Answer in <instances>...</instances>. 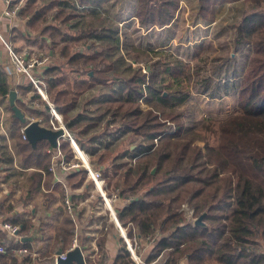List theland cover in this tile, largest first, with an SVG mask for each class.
<instances>
[{
    "label": "trees",
    "instance_id": "16d2710c",
    "mask_svg": "<svg viewBox=\"0 0 264 264\" xmlns=\"http://www.w3.org/2000/svg\"><path fill=\"white\" fill-rule=\"evenodd\" d=\"M78 1L80 5L103 8L110 0ZM237 2L199 0V14L209 22L215 21L216 8L230 3L227 14L238 12L232 21V44L251 48L249 64L238 92L237 110L218 118L219 127L208 125L203 128L217 137L215 145L208 143L205 151H202L193 148L192 141H174L176 137L173 132L176 130L171 125L165 131L150 127L135 150L123 145L110 150L109 147L129 130L117 136L120 131L117 128L111 137L108 124L100 135H92L89 139L96 144L95 148L97 145L102 148L96 159L89 157L90 163L101 170L109 186L120 188L121 195L132 197L130 202L119 200L115 204L119 222L127 228L130 236H133L135 226L137 236L142 241L147 236L155 238L142 255L147 263L167 254L163 264H179L181 260H186V264H210V259L215 264H264V0H244L246 6L232 12ZM35 4L36 0H28L19 11V16L34 34L14 29L13 37L40 48L48 46L52 54L58 56L59 62H51L43 74L51 88L61 86L56 87L50 97L78 143L80 133L89 134L98 127L103 112L101 115L97 113L98 120L86 125L78 124V132L70 123L71 113L76 109L78 97L97 85L112 87L115 81L121 79L125 85V102L136 105L145 103L150 110L158 113L163 109L167 112L183 107L192 98L194 74L201 71L193 63L168 50L145 51L132 47L124 54L139 67L128 78H113L109 75L113 64L106 60L104 49L88 43L89 36L98 32L96 29L72 31L71 21L78 14L66 8L55 10L57 0L43 1L37 7H34ZM179 6V0H138L136 17L142 26H166L175 19ZM41 20L46 27H34ZM40 29L47 35L38 32ZM68 41L86 42L80 50L70 51L66 44ZM154 60L158 61L149 70L148 63ZM70 72L74 75L68 81L69 91V85L62 87L65 82L62 76L64 73L69 76ZM91 72L93 75L90 76ZM206 81L208 79L201 81L203 86ZM84 85L87 87L82 89ZM17 89V105L21 111L24 108L29 113L44 117L46 121L53 118L47 102L41 99L29 79L24 78ZM47 91L49 94V87ZM27 95L31 100H41V109L25 104L20 97ZM104 139L109 143L103 144ZM60 150L66 159L71 160L74 151L67 140L61 139ZM128 156L131 160L124 161L128 160ZM154 168L156 171L153 175L156 177L151 176ZM44 172L47 173L46 177L40 171L32 173L28 194L40 189L42 183L51 181L52 175L48 174L47 168ZM86 179V171L80 169L67 174L66 183L71 189L79 188ZM190 191L189 202L186 193ZM184 203L194 208L197 218L204 216L203 224L190 222L180 212ZM8 221L21 227L20 234H27L33 226L30 220H23L19 213L12 215ZM75 231V223L65 216L55 235L57 249L66 250ZM110 235L119 244L114 259L106 249ZM97 242L100 252L108 258V264L128 263L125 260L129 252L113 223H109V230L102 232ZM0 243L6 247V253H0V264H20L13 257V249L20 245L30 251L33 249L31 241L25 238L16 244V240L4 228L0 232Z\"/></svg>",
    "mask_w": 264,
    "mask_h": 264
},
{
    "label": "rangeland",
    "instance_id": "374dc122",
    "mask_svg": "<svg viewBox=\"0 0 264 264\" xmlns=\"http://www.w3.org/2000/svg\"><path fill=\"white\" fill-rule=\"evenodd\" d=\"M27 1L28 0H24V3ZM43 1L49 0H36L34 7L40 6ZM185 1H187L189 5L190 13L171 28H166V30L161 32L156 29L148 32L145 29L142 30L139 28L137 24H133L135 21H132L130 22L131 25L128 27L127 25H125L124 28L120 26L122 32L119 33V36L121 35L125 40V44H133L136 42L135 44L139 45V47H142V43L144 46H147L148 43L155 47L162 46L185 61L192 62L196 68H201V71H197L194 74V84L191 89L192 98L183 107H177L175 110H168L167 112L163 109L158 113L157 111L150 110L149 106L145 103H140L138 105L127 103L124 101L125 85L121 79L115 81L112 87L97 85L93 87V89L86 90L83 95L78 97V107H92L90 109H94V112L99 113L98 115H101L100 113L108 109V111L111 112L108 119H112L113 122L115 121L113 130L120 128L117 136L124 130H129L118 142H116L118 145L121 144L124 147L131 146L130 149L135 150L138 143L144 140L147 130L151 129L150 127H153L152 129L155 130L165 131V129L171 125L176 130L174 131V136L176 137L174 141H182L183 143L192 141L193 143H191V146L193 148L205 151L208 143L213 145L217 143V137L203 128L208 125L219 127L220 122L218 118L223 116L222 113L235 112L239 106V89L233 91L231 87L233 83L229 81L230 79L237 78L236 82L240 83L239 85L241 86L242 80L240 81L238 78L242 77L244 74L243 72H245L248 67L251 48L249 46L236 47L232 44L234 33L232 21L233 17L236 16L238 12L236 14H226L229 7L227 5L220 7L218 24L208 28L207 24H203V22L201 24L198 21V17L194 12V6H196L197 0ZM233 6L234 9L232 12H236L237 9L245 7L246 2H244V0H238L237 4ZM181 10L183 11L184 9ZM107 12L110 13L111 17H115L116 15L120 16V14L117 13L114 16V13L109 10H107ZM91 18L92 17L89 18L88 16L84 19L75 18L71 23L77 30L85 29L88 25L99 27L100 32L95 33L97 35L89 36L88 43L91 42L95 46L104 49L106 60L108 63L113 64V68L109 72L111 77L116 78L118 76L122 79L130 77L133 70L139 66L137 63L134 64V62L129 61L126 57L127 55L124 53L127 49L125 47L115 48L114 44L112 48L110 45L101 46V44H97L99 39L102 40L106 37L108 41H110L115 37L114 32L112 38L104 36L108 35L110 32H107V30L101 26L105 20L110 21V19H107L103 15L100 18ZM108 21H106L107 23L104 24V27H109L111 22ZM34 27H37V29L45 28L46 25H44L41 20ZM113 29L116 28L113 27ZM38 32L47 35L46 32L41 31V29L38 30ZM147 33L148 35H146ZM57 39H59V37H57ZM85 42L86 41H68L66 44L70 51H77L80 50L79 48H81V45ZM41 49L46 53L52 50L48 46H41ZM51 53L53 52L51 51ZM52 56V64L59 62L58 56H54L53 54ZM141 64L143 65V63ZM66 74L64 73L62 76L65 79L62 87L69 85L67 89L70 91V82L68 81L74 74L71 72L69 76H66ZM91 75H93L92 72L90 73V76ZM204 79H208V81L204 82L206 84L203 86L201 81ZM86 87L87 86L84 85L82 89ZM51 90L52 88L49 86L48 97L50 102L54 104L50 97V93L53 91ZM38 101L41 102V100ZM105 117H107V113H105ZM42 118L43 120L45 119L44 117ZM44 121L50 122V120L46 121V119ZM98 121V125H101L95 135H100L104 127L101 123L102 120ZM53 123L55 126L58 125L54 121ZM45 127L51 128L53 125L50 122L49 125ZM164 134H166V132ZM117 136L115 134V137ZM106 143L109 142L104 139L103 144ZM112 149L114 150L115 148ZM39 155L41 156L40 153L35 155V159H40ZM20 159L26 166L28 163L27 154H21ZM130 160L131 158L128 156V160L125 159L124 161ZM155 171L156 168L152 170L151 176L156 177L153 175ZM84 182L85 184H90L87 179ZM209 191L213 193L214 190ZM191 192L192 191L186 193L188 195L186 199L189 202ZM182 194H184V192H182ZM95 198H97V196H95ZM86 217H89V215H86ZM197 219L196 216L194 223H196ZM141 243L142 246H145V243ZM20 247L22 246L20 245ZM166 258L167 254H164L156 263H146L163 264ZM125 261L128 263L122 264H133L130 256L126 258ZM209 262L210 264L216 263L213 259H210ZM179 264H186V260H181Z\"/></svg>",
    "mask_w": 264,
    "mask_h": 264
},
{
    "label": "crops",
    "instance_id": "0c3cea01",
    "mask_svg": "<svg viewBox=\"0 0 264 264\" xmlns=\"http://www.w3.org/2000/svg\"><path fill=\"white\" fill-rule=\"evenodd\" d=\"M14 1L16 0H13V2ZM20 1H24V0H20ZM57 2H58V7H55V10H58L60 8L70 9L78 14L77 18L84 19L85 17L88 16L89 18L92 17L91 19H94L93 17L100 18L103 15L107 19H110V21L104 19L105 21L103 24H101V26L102 28H105L107 32H110L108 35H104V36H108L112 38L114 32L115 37L112 38V40L110 41H108L106 37L102 40L99 39L97 44H101V46L110 45L111 48L114 46L116 48L125 47L127 50H130L132 47H138L145 51L166 50L167 48H164L162 46L155 47L150 43H148L147 46H144L142 43V47H139V45L135 44L136 42L133 44L132 43L125 44V40L122 38L121 35L119 36V33L122 32L120 26L124 28L125 25H127L128 27L131 25L130 22L135 21L133 22V24L134 23L137 24V26L142 30L145 29L148 32H151L153 29H156L157 31L161 32L163 30H166V28H171L173 25L178 24L180 20L181 21L183 20L182 18L187 17V15L190 13V9L187 1L179 0L180 6L177 11L176 17L169 25L166 26L153 25L146 27L140 25L136 17L138 0H110L103 8L80 5L78 0H57ZM226 5L229 8L231 6L230 3L225 4L224 6ZM194 7H195L194 12L197 15L198 21L201 24L202 22L203 24H207L208 28L218 24L219 8L223 6H219L218 8H216V19L214 22L206 21L202 18V16H200L199 0H197L196 6ZM5 8L6 6L4 0H0V31L1 34L4 36V38L6 39V41L13 44L15 48H18V51H21L28 46H34L40 48L36 44H30L23 39H16L15 37H13L15 35L14 29H21L23 31L26 30V32L33 34L34 32L32 28H30V26L27 24V22L22 20L20 16H18L17 19H13V20L3 17L2 15ZM229 8L226 11V14L228 13ZM181 9L184 10L182 11ZM107 10L114 13V16L116 13L120 14V16L116 15L115 17H111L110 13H108ZM106 21L111 22L112 25L110 24L109 27H104V24L107 23ZM26 27H28L29 30L26 29ZM113 27H115L116 29H113ZM86 28L96 29L98 32H100L99 27H93L88 25V27ZM85 29L77 30L74 27V25L72 27V31L74 32L76 31L79 32ZM93 35H97V34H93ZM146 35H148V33ZM49 54L53 59L51 51L49 52ZM157 61L158 60H154L148 63L149 70L152 67L151 65H153V63H156ZM8 64L9 62H8L7 50L3 45V43L0 41V219L1 218L9 219L12 215L19 213L20 217L23 220H30L32 222L33 238L30 241L32 243L31 245L33 249L31 250V252L34 253L37 257L13 256L15 259H17L18 263L54 264V260H53L54 254L61 252L62 250V249H57V245L55 244V235L57 229L62 225L64 221V217L66 216L63 207V199L66 195L69 194L73 202L76 203V205L80 206L79 211L81 215H83V219L85 218L89 224H91L92 221H94V224L99 223L101 220H104L106 218V214L98 198H95L94 189L91 181L88 180L90 184H84L79 188L73 187V189H71L70 186L66 183L67 181L66 177L68 174L66 171L64 170L62 171L60 168H57L56 172L51 171L53 160L51 154L47 153L48 148L52 147L49 142L40 141L37 144V147L35 148L32 147L28 141H24L22 136V129L32 119H35V121L37 119H42L41 125L44 126H48L51 121L45 122L44 121L45 119L43 120L42 116L38 117L32 113H29L28 111L24 110V108H22V111L25 115L26 122L25 123L22 122L16 116L10 104V92L13 91L14 88L15 89L17 88L18 83L23 81V78L22 76H16V78L12 77L9 72L10 70L8 69ZM143 68L145 69L144 66ZM242 79H243V75L242 77L238 78V80L240 81ZM236 81L237 78L230 79L229 81L230 83H233L231 85L233 91H237L240 86L239 85L240 83H237ZM48 87L49 85L47 83V88ZM56 87L59 88L61 86H56ZM56 87L55 88L52 87V90L54 91V89H57ZM17 99H18V95L15 100L16 105H17ZM78 106H79L78 104L75 106L76 109L72 111L71 113L72 116L70 118L71 121L70 123H72L73 128L75 129L76 132L80 131L79 129L76 128L78 124L84 123L86 125L91 121L98 120L96 118L97 113L94 112L93 109H90L92 107H78ZM105 113H107V117H105ZM85 114H88L90 117H88ZM102 114H103L102 119H100L102 120L101 123L103 126L108 124V127L111 130L110 134H112L114 132L113 126L115 124V121L113 122L112 119H108V116L111 114V112L105 111ZM222 114L223 116L225 115L224 112ZM78 115L79 117L80 116L81 117L77 118ZM100 125H98L97 128L93 129L92 132L89 134L80 133L79 136L77 135L78 140L80 141L79 142L80 144L78 143L79 146L81 145L82 149L85 150L86 154L94 159L97 158L98 153H100L102 148H100L98 145L95 148L94 146L96 144L95 145L92 144L89 139L92 137V135L96 134ZM111 137H113V134L111 135ZM116 142H118V140L115 141L114 144H112L109 147L110 150H112V148L116 149V147L119 146ZM23 153L27 154L28 163L26 164V166L22 163L20 159V156ZM39 153L41 154V156L39 155L40 159H35V155H38ZM91 153H93V155H91ZM117 156L119 157V155ZM120 159L121 158H119L118 161ZM45 168L48 169V174L52 175L51 181L49 183H42L40 189H38L32 194H28L29 187L32 183V179H31L32 173L35 171H40L44 173V177H46L47 173L44 172ZM86 215H89V217H86ZM96 228L97 227L93 226L91 230H95ZM2 231H3V225L0 223V232ZM88 233H89V228L86 227L85 225L81 226L80 244L83 248L86 249L89 248V240L91 238L89 237ZM12 237L16 240L17 242L16 244L20 243L17 237L14 236ZM117 247H119V244L117 242L115 243L113 235H110L107 238L106 249L112 259L116 258V254L118 252ZM73 264H77V262L74 261Z\"/></svg>",
    "mask_w": 264,
    "mask_h": 264
},
{
    "label": "built area",
    "instance_id": "2783aa9c",
    "mask_svg": "<svg viewBox=\"0 0 264 264\" xmlns=\"http://www.w3.org/2000/svg\"><path fill=\"white\" fill-rule=\"evenodd\" d=\"M5 10L3 12V17L7 19L13 20L17 19L19 16V11L24 6V1H19L14 3L13 0H4ZM79 7V6H78ZM26 29L29 30L28 27ZM0 40L3 42L7 49L8 54V69L10 70L11 76H22V78L29 79L35 89L36 92L41 96V99L50 104V111L53 115V118L50 120L53 127L52 129H60L64 130V133L61 138L58 139V145L56 148L50 147L47 150L48 154L52 156V167L51 171L56 172L57 168H60L62 171H66L68 174L74 173L77 170L83 169L86 171L87 180L91 181L94 189V194L97 196L99 202L102 205V208L106 214V218L101 220L99 223L94 224L92 221L91 224L83 219V215L80 213V206L76 205L70 197V195H66L63 199V207L65 215L70 217L72 221L75 223L76 231L72 238L71 243L69 244L66 250L60 252V254H54V264H58L59 260H66L69 252L76 250L79 248L84 256L85 264H108V258L100 252L98 246V239L101 236L102 232H106L109 230V223H113L116 228L118 234L123 240L127 251L129 252V256L133 261V264H147L143 259V253L146 248L151 244L155 238L151 236H147L143 241L137 236V229L133 226V236H130L127 228H124L122 224L118 220L117 211L115 209V204L120 200L123 202H130L132 197H127L126 195L120 194V188L114 189V187L109 186L108 181L103 176V173L100 169L95 168L90 163V158L86 154L85 150L82 149L75 137L69 132L67 126L63 122L62 115L58 113L54 104H52L48 97L47 91V81H45V77L43 74V70L48 67L52 62V57L49 53L43 51V49L28 46L21 51L15 49L14 45L6 41L4 36L0 31ZM145 71V69H144ZM18 95V89L14 88ZM22 101L25 104H28L34 109H41V104L38 100H31L30 96H22ZM40 124L42 119H37ZM35 121L32 119L30 122ZM56 122V125L53 123ZM29 122V123H30ZM26 126V125H25ZM25 127L22 129V136L24 141H28L27 136L24 131ZM174 133V132H173ZM61 139L67 140L71 146L73 147L74 155L71 160L66 159L65 154L60 150V142ZM155 142H158L155 139ZM180 212H183L185 217L192 223H194L196 219L195 210L192 206H189L187 203H184L180 209ZM86 221V222H85ZM107 221V223H105ZM197 221V220H196ZM0 223L3 225V228L6 229L11 236L17 237L18 241L21 239L30 238L32 240V228L29 230L27 234H20L21 227L19 225H13L8 221V218H1ZM86 226L89 228V248H83L80 244V232L81 226ZM97 227L95 230H91L92 227ZM98 229V230H97ZM97 230V231H96ZM145 243V246H142V243ZM0 253H6V247L4 244L0 243ZM14 256L26 257V256H35L34 253L30 251L27 247H19L13 249ZM161 257H159L153 263H156Z\"/></svg>",
    "mask_w": 264,
    "mask_h": 264
},
{
    "label": "water",
    "instance_id": "95a60500",
    "mask_svg": "<svg viewBox=\"0 0 264 264\" xmlns=\"http://www.w3.org/2000/svg\"><path fill=\"white\" fill-rule=\"evenodd\" d=\"M17 98V93L15 90L10 92V104L15 112L16 116L22 121L26 122V118L24 113L17 107L15 104V100ZM47 108H50V104H47ZM25 134L27 136L28 142L32 147H37V144L40 141H48L50 145L53 148H56L58 145V139L62 137L64 130L62 128L60 129H52L49 127H45L44 125H41L38 120L32 121L30 123H27L25 126ZM203 218L204 216H200L196 224H203ZM27 241L30 240V238L26 239ZM60 254V252H58ZM76 261L77 264H85L84 256L82 251L77 248L76 250H73L68 253L66 260H59L58 264H73V262Z\"/></svg>",
    "mask_w": 264,
    "mask_h": 264
}]
</instances>
